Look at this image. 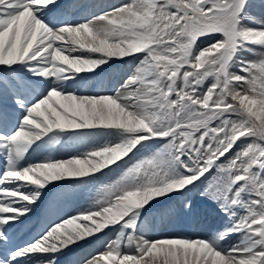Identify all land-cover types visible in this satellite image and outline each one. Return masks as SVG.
<instances>
[{
	"label": "snow or ice",
	"instance_id": "obj_1",
	"mask_svg": "<svg viewBox=\"0 0 264 264\" xmlns=\"http://www.w3.org/2000/svg\"><path fill=\"white\" fill-rule=\"evenodd\" d=\"M83 7L0 0V264H58L109 230L83 264H264V0H129L75 19ZM125 59L135 67L119 88L82 93ZM62 138L102 142L28 161ZM114 171L87 208L17 236L45 196L54 207ZM213 172L201 195L222 222L207 236L138 234Z\"/></svg>",
	"mask_w": 264,
	"mask_h": 264
},
{
	"label": "bare ground",
	"instance_id": "obj_2",
	"mask_svg": "<svg viewBox=\"0 0 264 264\" xmlns=\"http://www.w3.org/2000/svg\"><path fill=\"white\" fill-rule=\"evenodd\" d=\"M79 1L80 0H78V2ZM128 2L129 0H93L92 3H95V5H92L91 3L90 6H87L83 8L81 11H78L75 15V19L82 20L84 18H91V15L99 14L100 11H106L108 10L109 7H119L121 4L128 3ZM81 4H82V1H81ZM131 61L132 60L130 59H125L123 62L121 61L113 62L114 64L112 63L111 69L110 68L108 70L105 69L104 71L99 73L98 76L89 78L87 84L81 90L82 93L89 94V95L105 94V93H111L114 89L119 88L123 84L127 76L131 74L134 68V66H132L131 64ZM116 66L117 67L123 66V69L118 70L116 69ZM121 91H123V89H121ZM72 141L73 140L71 139H67L64 141V139L62 138L61 144L54 146L51 149V151H46L44 154L38 157L46 158L49 155V153H51V155L56 159H66L72 155L91 150V148L94 145L102 142L101 139L89 138L84 141H76V144L73 146L72 144L71 146L64 145V143H68V142L72 143ZM38 157L36 158L37 160H38ZM118 175H119V172L114 171L113 173L106 172L104 176H99L97 181L94 182L96 184V189L100 190L103 184L111 182ZM80 191H81V187L77 186V188L73 192L74 194L77 195V193H79ZM182 197L183 196H180V198ZM201 199L202 197L200 195L195 194L192 198H188L185 200V202L186 201L192 202L194 211L198 209L200 210L195 217L196 221L194 224H196L199 220L207 217V212H206L207 209L205 210V208L201 207V204H200ZM196 205H198L199 207H197ZM59 206L62 209V212L60 214H57V216H62L65 213L71 212L73 210L69 206L67 207L63 206L62 203ZM172 213L173 214L171 216V219L177 220L178 223L176 225L171 224L170 221L169 222L162 221L161 224L159 225V229L153 231L152 227L156 223L155 222L156 218L158 217V218L163 219V217L158 212L154 211L150 217H147L144 224L142 225V232L149 239L157 235L172 236L177 233L179 234L178 237H188V235L190 234L189 230L186 229L181 224L185 219L189 218L190 213H188L185 209H183L182 205L179 210L176 209V211L174 210ZM180 215L183 218L182 217L180 218ZM169 217L170 216L168 215V218ZM50 219L51 218H48L45 221V223H48ZM40 226L36 229V231L40 228ZM106 235L107 233L100 238L103 239L105 238ZM74 248L75 247H71L69 250H66L68 255L66 258L61 259L60 264H81V263L83 264V262L81 261L84 260L85 258L88 259V257L92 253L90 252V249H88L89 251L88 253L87 251H84V250L75 251L76 249L74 250Z\"/></svg>",
	"mask_w": 264,
	"mask_h": 264
},
{
	"label": "rangeland",
	"instance_id": "obj_3",
	"mask_svg": "<svg viewBox=\"0 0 264 264\" xmlns=\"http://www.w3.org/2000/svg\"><path fill=\"white\" fill-rule=\"evenodd\" d=\"M248 58L253 59L254 57H248ZM133 65H135V63ZM213 175H215L214 172L212 174L206 175V177L202 178V181L198 184V186L196 188L192 189L191 191H189L187 193L191 192L192 195L199 193L201 195L204 187L212 179ZM88 193L90 194V198L86 199L87 200L86 203H89V205H90L92 203V201L96 198V193L94 191L87 192V194ZM202 200H203L204 206L208 209L206 211L207 217L199 220L201 222L196 224V229L194 230V235H193L194 238L207 236L213 229H215L222 222L221 214H219L217 206L214 203H212V201L208 200L204 196H202ZM177 201H178V197H173L171 201H165V202L170 203V206H176V204L178 205ZM179 204H180V202H179ZM79 210H83V209H78L77 211H79ZM115 235H116L115 230H113V232L107 237V239H105V242L107 243L108 240L115 239ZM162 237H164V236H162ZM238 239H239V237L233 236L230 238L228 243L229 244L235 243ZM105 244L104 243L101 244V246L99 247V252H102L105 250V247H104Z\"/></svg>",
	"mask_w": 264,
	"mask_h": 264
}]
</instances>
